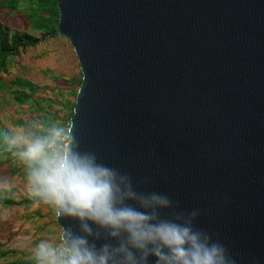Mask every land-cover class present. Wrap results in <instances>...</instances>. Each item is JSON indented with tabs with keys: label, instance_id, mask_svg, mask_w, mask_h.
<instances>
[{
	"label": "water",
	"instance_id": "1",
	"mask_svg": "<svg viewBox=\"0 0 264 264\" xmlns=\"http://www.w3.org/2000/svg\"><path fill=\"white\" fill-rule=\"evenodd\" d=\"M56 8L81 75L69 123L82 147L200 209L237 264H264V0Z\"/></svg>",
	"mask_w": 264,
	"mask_h": 264
},
{
	"label": "clouds",
	"instance_id": "2",
	"mask_svg": "<svg viewBox=\"0 0 264 264\" xmlns=\"http://www.w3.org/2000/svg\"><path fill=\"white\" fill-rule=\"evenodd\" d=\"M0 159L23 171L28 197L50 207L55 241L32 250L33 264H237L218 236L197 226L200 209L182 210L147 179L104 163L81 145L75 122L35 120L0 133ZM0 181V190H10Z\"/></svg>",
	"mask_w": 264,
	"mask_h": 264
},
{
	"label": "rangeland",
	"instance_id": "3",
	"mask_svg": "<svg viewBox=\"0 0 264 264\" xmlns=\"http://www.w3.org/2000/svg\"><path fill=\"white\" fill-rule=\"evenodd\" d=\"M0 22L13 31L37 35L27 27L22 12L6 14L0 11ZM3 77L2 80L6 82L13 77H21L40 86H47L53 91V96L49 95L50 92L47 90L45 97L58 98L60 105L64 106L67 99L73 100L70 93L78 88L80 70L68 41L56 36L47 38L36 47L20 53L11 65L10 74ZM56 77H60L59 80ZM42 96L43 94H40V97ZM0 101V117L5 129L18 125L19 121L25 123L33 117L29 107L14 104L2 87ZM58 115L65 119L67 112ZM5 180L11 184L10 190H2L5 194L16 201L28 197L22 168L11 159L0 169V181ZM59 232L55 214L48 206L0 208V244L18 252L15 256L0 259V264L32 260L31 254L35 245L42 240L55 241Z\"/></svg>",
	"mask_w": 264,
	"mask_h": 264
},
{
	"label": "trees",
	"instance_id": "4",
	"mask_svg": "<svg viewBox=\"0 0 264 264\" xmlns=\"http://www.w3.org/2000/svg\"><path fill=\"white\" fill-rule=\"evenodd\" d=\"M56 2L57 0H0V11H4L6 14L22 12L26 19L27 27H29L31 32L37 34L13 31L0 22V87L7 91L14 104L21 107H29L33 115L29 121L25 123L19 121L18 125H27L35 120L47 121L49 119L69 123L70 116L73 113L77 90L71 91L70 93L73 100L67 99L65 105L62 106L58 98L45 97L47 90L50 92L49 95L53 96V91L47 86H40L37 83L21 77H13L7 82L2 80L4 78L3 75L7 77L10 74L11 65L14 64L15 58L20 53L36 47L47 38H55L57 36L55 34L58 22ZM59 78L56 77L57 80ZM80 82L81 75L77 80L78 87ZM40 94H43V96L40 97ZM57 107L58 109H56ZM63 112H67L65 119L58 115ZM5 130L7 129L3 127L0 117V133ZM8 162L9 159H0V169ZM34 205L42 204L34 203L29 197H23L16 201L0 190V208L7 209ZM17 253L16 250L0 244V259L15 256ZM9 264H33V261L18 260Z\"/></svg>",
	"mask_w": 264,
	"mask_h": 264
}]
</instances>
